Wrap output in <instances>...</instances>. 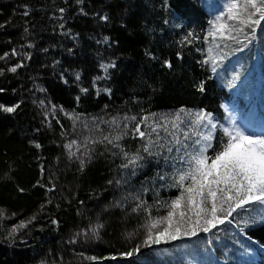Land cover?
<instances>
[{"label": "trees", "instance_id": "trees-1", "mask_svg": "<svg viewBox=\"0 0 264 264\" xmlns=\"http://www.w3.org/2000/svg\"><path fill=\"white\" fill-rule=\"evenodd\" d=\"M223 1L0 0V264H264L256 205L208 233L144 243L181 189L175 149L143 151L142 117L211 113L217 149L228 104L264 125V23L243 44L213 41ZM216 43L227 50L217 68L204 62ZM235 55L244 66L233 81Z\"/></svg>", "mask_w": 264, "mask_h": 264}, {"label": "snow or ice", "instance_id": "snow-or-ice-1", "mask_svg": "<svg viewBox=\"0 0 264 264\" xmlns=\"http://www.w3.org/2000/svg\"><path fill=\"white\" fill-rule=\"evenodd\" d=\"M103 19L106 20L107 16ZM262 23H264V0H230L225 5V11L211 22V29L207 36L213 41L219 39L243 44L244 41L239 37L244 35L247 38L248 34L245 30L249 29L255 33ZM224 46L226 47L227 44L225 43ZM220 47V43L215 44L216 49ZM207 51L208 60L204 62L214 63V49L210 47ZM166 63L169 68L172 67L170 62ZM112 66L114 65L106 66L105 70ZM213 70L215 71V68ZM10 71L15 72L16 67L11 68ZM200 90L203 91V85L200 86ZM19 106L16 104L5 107L4 111L15 112ZM181 113L189 118H183ZM193 115L194 118H191ZM131 119L135 120L136 117ZM148 121L149 116L142 117L135 125L134 134L146 141L143 151L149 155H153L154 146L161 150L166 148L169 154L175 149L173 167L176 173L173 179L175 186L181 191L167 205L169 208L167 215L151 221L146 226L145 245L177 240L181 236H196L199 232L208 233L226 222L231 223L234 214L248 211L253 205L259 206L264 211V133L255 134L247 130V126L244 128L237 126L235 121L227 127L219 125L222 136H226L227 140L217 149L213 141L216 139L218 124L211 113L201 110L192 114L190 110L182 108L171 120L162 122L153 120L151 123ZM142 124L150 131L141 130ZM161 130L170 137L163 144L159 143L164 139L160 136ZM121 138L122 135H117L115 140L118 141ZM105 139L108 138L105 137ZM75 143L76 141H72L66 147L71 149ZM36 147L39 148L40 145L37 144ZM209 150L212 151L211 155ZM155 154L160 155V151H156ZM124 155L128 156L127 153ZM140 159L142 157L136 154L124 167L136 164ZM165 159L167 160V157ZM177 165L179 167H176ZM81 167H83V161H81ZM142 206V203L137 205L138 208ZM161 224L164 227L154 231ZM101 227L103 225H96L92 229L93 233H97ZM130 254L125 253V255ZM89 259L97 258L93 256Z\"/></svg>", "mask_w": 264, "mask_h": 264}, {"label": "rangeland", "instance_id": "rangeland-1", "mask_svg": "<svg viewBox=\"0 0 264 264\" xmlns=\"http://www.w3.org/2000/svg\"><path fill=\"white\" fill-rule=\"evenodd\" d=\"M229 2H230V0H224L223 2L218 3L217 9H216V11H214L215 17H217L221 12L225 11V5L227 3H229ZM220 42L223 43V41H220ZM223 50H224V48L220 47L219 49H216L215 48V50L213 51V55L215 56V62H214V64H215L216 68L222 63V58L225 57V54L227 52V50H226V52L223 53ZM230 60H233L234 61L230 65L231 74H232L231 80L234 81V80H236L237 73L239 72V69L243 68L244 64L241 62V60L238 58L237 55L231 57ZM233 107L234 106L228 105V110L231 113V124H232L233 121H235V123L237 125V123H238L237 122L238 119H236L237 114L233 113ZM235 107H237V106H235ZM190 112L192 114H194V113L199 112V111H190ZM239 114L243 118H245L249 122V124L252 126V128H253L254 119L253 118L250 119L249 116L244 115L242 112H240ZM188 118L189 117H185V119H188ZM191 118H194V115ZM182 127H183V125H182ZM263 128H262V131H261L262 133H264L263 132ZM255 133H260V132H257L256 131Z\"/></svg>", "mask_w": 264, "mask_h": 264}]
</instances>
